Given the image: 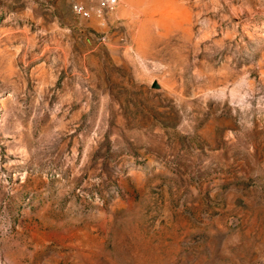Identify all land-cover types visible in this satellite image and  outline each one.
<instances>
[{
    "label": "rangeland",
    "instance_id": "rangeland-1",
    "mask_svg": "<svg viewBox=\"0 0 264 264\" xmlns=\"http://www.w3.org/2000/svg\"><path fill=\"white\" fill-rule=\"evenodd\" d=\"M0 264H264V0H0Z\"/></svg>",
    "mask_w": 264,
    "mask_h": 264
},
{
    "label": "built area",
    "instance_id": "built-area-1",
    "mask_svg": "<svg viewBox=\"0 0 264 264\" xmlns=\"http://www.w3.org/2000/svg\"><path fill=\"white\" fill-rule=\"evenodd\" d=\"M119 2L120 0H96V12L102 14L106 11H110L115 8ZM73 7L77 13L88 14L79 4H75Z\"/></svg>",
    "mask_w": 264,
    "mask_h": 264
},
{
    "label": "water",
    "instance_id": "water-1",
    "mask_svg": "<svg viewBox=\"0 0 264 264\" xmlns=\"http://www.w3.org/2000/svg\"><path fill=\"white\" fill-rule=\"evenodd\" d=\"M153 87H157V84L155 83V84H153Z\"/></svg>",
    "mask_w": 264,
    "mask_h": 264
}]
</instances>
